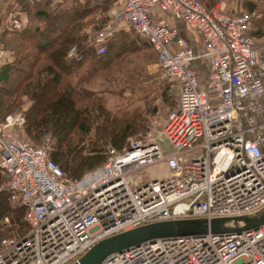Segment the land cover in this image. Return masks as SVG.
<instances>
[{"label":"built area","instance_id":"2783aa9c","mask_svg":"<svg viewBox=\"0 0 264 264\" xmlns=\"http://www.w3.org/2000/svg\"><path fill=\"white\" fill-rule=\"evenodd\" d=\"M232 1L208 7L202 0H118L120 8L90 43L101 56L123 26L133 28L155 51L178 96L156 119L158 127L122 148L107 146L92 189L63 188L76 181L51 157V134L36 145L16 133L26 124L24 114L0 121L4 188L13 205L24 207L26 224L25 234L15 229L0 239V264H73L100 240L146 224L212 221L264 208V35L252 33L254 14L226 9ZM174 17L197 34V47L171 23ZM4 18L6 27L23 28L20 10L9 9ZM84 53L74 45L67 57L79 63ZM164 136L170 153L159 141ZM158 163L169 168L164 178L128 179ZM3 222L10 226L11 217ZM101 264H264V223L144 241Z\"/></svg>","mask_w":264,"mask_h":264},{"label":"trees","instance_id":"16d2710c","mask_svg":"<svg viewBox=\"0 0 264 264\" xmlns=\"http://www.w3.org/2000/svg\"><path fill=\"white\" fill-rule=\"evenodd\" d=\"M16 1L19 3L20 11L28 13L29 22L18 30L6 27L5 18L3 19L0 48L9 53L11 60L0 69V121L4 119L1 115L13 111L22 104V98L27 97L32 105L24 114L26 134L35 140L47 134L55 135L57 142L55 148L51 149V157L60 165L69 180L78 181L85 175L102 168L106 161L107 146L115 145L117 148H122L126 138L132 133H138L139 129L136 126L135 131L126 132L120 120L112 118L115 129H109L99 139L110 140L114 145L100 144L94 140L90 147H84L83 150L89 149L86 154L81 152L82 149L78 148V144H75L73 139L78 131L83 135L92 131V125L89 124L92 118L90 108L96 104L89 90L78 91L76 86L79 82L72 85L67 80V76L73 75L86 62L92 61L94 64L96 60V63L105 64L104 62L109 61L110 58V52L97 58L96 49L92 50L88 47L90 34L80 31L83 21L89 15H93L98 8H107L111 2L115 4L113 13L120 8V5L118 0H109L111 2L97 0L94 8L91 3L93 0H83V2L74 0L72 4L64 6L65 8L56 6L58 3H52V6L43 3L44 5L38 10L34 6L38 4V0ZM202 1L208 7L215 6L212 5L215 0ZM251 12L256 13V11ZM115 38L116 36L108 41L106 50L108 46L115 44L117 41V39L114 41ZM74 45H78L80 50L85 52L82 62L77 63L67 57L69 49ZM127 47V43L122 42L118 51L122 53ZM88 77L90 76H86V79ZM79 94H84V98L92 100L89 106L78 105ZM101 109L104 108L100 107ZM116 121H119L118 125L115 124ZM96 129L101 133L106 131L107 127L97 126ZM142 131L145 132L147 129ZM6 181L7 176L0 170V186ZM4 186L5 184L0 191V239L11 234H9L10 227L16 228L22 234L26 232V224L23 220L25 209L19 204L11 203L9 191ZM5 216L11 217L10 226L4 225Z\"/></svg>","mask_w":264,"mask_h":264},{"label":"rangeland","instance_id":"374dc122","mask_svg":"<svg viewBox=\"0 0 264 264\" xmlns=\"http://www.w3.org/2000/svg\"><path fill=\"white\" fill-rule=\"evenodd\" d=\"M2 1H4V5ZM73 1L74 0H38V4L36 3L34 6L39 10V8L44 5L43 3L50 4V6H52V3H58L56 6L65 8L64 6L72 4ZM79 1L83 2V0ZM205 1L207 2L208 0ZM108 2L111 1L108 0ZM91 3L95 8L97 0H93ZM216 3L217 0H215L212 5H216ZM1 7H4L6 11L9 9L20 10L19 3L16 0H0V8ZM114 7V2H111L107 8H98L93 15H89L83 21V26L80 31L90 34L88 36L87 45L89 48H92V50H95V47L90 43L93 38L92 36H94L98 28L109 23ZM227 9L232 10L236 14H254L252 17V33L256 37L264 35V0H236L227 3ZM251 11H256V13ZM20 21L22 25H27L29 22L28 13L20 11ZM118 34L114 39V41L117 39L115 44L111 47L108 46L105 52V55L110 52L109 61L104 62L105 64L96 63V60L94 64L92 61L86 62V64L73 75L67 76V80L72 85L79 82L76 86L78 91L85 92L89 90L92 100L94 99V103L96 104V106L90 108L92 111V118L89 120V124L92 125V131L86 135H83L79 131L74 134V142L78 144V148L82 149L81 152L83 154H86L89 150H83L84 147H90L94 140L100 144H113L110 140L101 141L99 139V137L109 129H115L112 118H118L122 123L123 130H126V132L135 131L134 128H136V126L139 128L137 131L138 133H132L131 136L126 138L123 144L125 146L129 145L132 139L134 140L135 137L144 132L142 130L147 129L148 131L152 127H158L159 124L156 119L173 108L176 104L178 93L177 86L165 76L161 66L157 63V55L151 46L129 26H123ZM122 42L127 43L128 47L124 52L120 53L118 50ZM2 55L4 57L0 58L1 67L6 64V59H8L6 58L5 50ZM101 57L102 56L99 55L97 56V58ZM90 72L93 74H90ZM86 76L90 77L86 79ZM78 97L80 98L78 99V105L81 107L89 106L92 102L91 99L84 98V94H79ZM31 105L32 102L27 97H23L22 104L14 108L10 113H7V115H1V118H4L2 121L5 120L6 116L11 114H25ZM100 107L104 109L100 110ZM118 122L119 121H116L115 124L118 125ZM97 126H106L107 130L99 133L96 129ZM24 127L25 126L18 128L16 133L27 138L36 145L43 142L44 136H41L42 138L38 137V140L32 139L26 134ZM51 136L53 138L52 149L56 146L57 138L55 135ZM35 137L36 136H34V138ZM159 141L161 145L167 149V153L173 151L169 146V140L166 136L160 138ZM101 174L102 171H96L76 181L73 188L70 189L66 185H64L63 188L68 192H84L96 186L100 180ZM168 174L169 168L166 164L158 163L130 175L128 179L134 184V181L137 180L138 182H144L155 178H164ZM13 229L16 228L10 227L9 234L13 232Z\"/></svg>","mask_w":264,"mask_h":264},{"label":"water","instance_id":"95a60500","mask_svg":"<svg viewBox=\"0 0 264 264\" xmlns=\"http://www.w3.org/2000/svg\"><path fill=\"white\" fill-rule=\"evenodd\" d=\"M264 223V208L252 215L206 219H175L153 222L115 234L96 243L73 264H101L110 255L144 241L157 238L202 234L206 232H240Z\"/></svg>","mask_w":264,"mask_h":264},{"label":"crops","instance_id":"0c3cea01","mask_svg":"<svg viewBox=\"0 0 264 264\" xmlns=\"http://www.w3.org/2000/svg\"><path fill=\"white\" fill-rule=\"evenodd\" d=\"M2 4L4 5V1H2ZM2 6V5H1ZM0 35H1V32L3 31V19H4V16H5V9L4 7L0 8ZM8 9V8H7ZM226 9H227V6H226ZM171 23L174 24L175 26H178V28L180 29L181 33L184 35V36H188L190 38V40L193 41L194 45L197 47L198 46V36L196 33H193L191 32L188 27L183 23L182 20L180 19H177L176 17L174 18H171L170 19ZM6 62L8 60H11L10 56H9V53L6 52ZM197 68L201 71V72H205L207 70V66L204 62H197ZM178 89V88H177ZM177 96H178V93H177Z\"/></svg>","mask_w":264,"mask_h":264}]
</instances>
